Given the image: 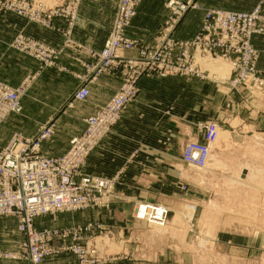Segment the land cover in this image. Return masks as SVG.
Instances as JSON below:
<instances>
[{
    "label": "built area",
    "instance_id": "2783aa9c",
    "mask_svg": "<svg viewBox=\"0 0 264 264\" xmlns=\"http://www.w3.org/2000/svg\"><path fill=\"white\" fill-rule=\"evenodd\" d=\"M26 1L0 0V9L16 11L38 22H46L49 27L52 19H64L68 23L64 34L69 36L71 46L77 45L70 35L78 19L81 0H56L53 7H41L39 10L32 9ZM118 1L113 30L104 47L101 50H86L91 58V61L84 63L88 74L83 78L84 84L75 92L73 100H86L90 93L89 85L113 70H122L120 88L97 112L84 119V133L73 136L69 148L63 154L50 156L41 150L42 142L53 133V123L44 125L36 136L13 142L0 152V215L15 216L18 230L24 235L19 252L0 253V257L40 263L58 252L52 243L67 233L37 231L36 218L56 211L109 208L114 203L115 179L85 174L82 168L88 155L136 97L139 80L143 76L206 78L209 72L206 66L213 59L221 58L231 64V82L234 86L264 88V76L256 68L258 53L252 44L256 35L264 33V0H260L251 11L207 10L203 14L200 30L189 40L177 38L175 32L191 9L200 8L198 0H169L170 16L152 46L142 45L127 35L143 0ZM11 45L41 56L45 64L54 62L59 53L25 33H19ZM35 48L48 50V54L46 51L35 54L32 52ZM120 49L137 52L124 56L119 54ZM21 97L19 89L0 81V121L10 113L21 112ZM198 127L203 130L205 140H187L182 157L188 165L203 168L209 162L212 146L218 139L219 126L217 122L206 121L199 122ZM180 187L182 190L187 189L183 182ZM137 209L138 218L165 224L167 208L154 203H142ZM73 239L79 240L80 236L76 234ZM72 249L82 262H86L87 253L81 246L75 245Z\"/></svg>",
    "mask_w": 264,
    "mask_h": 264
},
{
    "label": "crops",
    "instance_id": "0c3cea01",
    "mask_svg": "<svg viewBox=\"0 0 264 264\" xmlns=\"http://www.w3.org/2000/svg\"><path fill=\"white\" fill-rule=\"evenodd\" d=\"M166 2L167 0H144L128 29V35L145 43L154 39L169 16ZM118 3V0H81L78 19L72 27L70 35L77 44L76 46L80 47L68 48L69 56L59 59L60 64L71 68L68 73L74 76V86L67 93L61 94L62 98L73 95L82 84L74 71L83 73L85 68L83 61H91L90 56L84 51L101 50L104 47L114 25ZM201 9H199L202 11L200 17L190 18V14L185 16L175 32L177 38H191L200 29L203 19V10ZM186 22L187 25L189 24L186 28H190L191 31L183 34L180 30ZM67 29V24L61 18H54L49 27L30 22L12 12L0 13V80L14 85L19 81L10 78L7 74V68L13 65L11 58L13 49L10 42L19 31L22 30L29 35L33 34L50 45L61 46L65 40L64 33ZM254 43L259 44L261 52L259 66L264 69V34L256 37ZM119 53L127 54L123 50H119ZM134 53L135 51H132L128 55ZM31 59L36 64V60ZM55 69L58 70L57 68L53 70ZM31 71L30 68H27L23 74H27V72L29 74ZM117 73V75H101L96 82L89 85L90 93L82 102L84 107H74L75 120L73 124L75 123V126H72H74L75 133L70 135L62 152L49 155L63 154L69 148L71 137L84 130V118L94 114L117 91L120 84L119 72ZM208 81L183 75L143 76L139 80L138 99L131 106L129 105L122 120L114 126L102 145L91 153L84 171L88 174L106 177L118 176L117 191L123 195L132 196L134 200L160 202L163 197L181 194L178 181L186 180L183 178L186 165L182 159L184 144L190 138L204 141V137L196 125L198 121L217 119L204 116V107L207 103L205 99L221 97L220 99L224 100L230 97L238 100L245 97L237 91H231L230 94L222 93ZM105 92L106 96L100 98L99 95ZM259 99L260 109L256 106V109L260 110V117L257 118L259 123L258 120L253 122L248 119L250 111L245 108L238 106L225 108L221 107L219 103L213 106V112L217 113L218 117L231 113L236 114V112L239 116H244L238 127L229 124V129L224 130L228 131V136L218 139L214 145L211 164L215 177L247 178L251 177L250 175L258 168L261 171L264 169V96ZM211 103L209 102L207 105L210 106ZM168 108L169 110H167ZM163 109H166L163 114L167 116L164 117L163 123H159L156 116ZM251 110L255 111V109ZM17 119V116L11 117L0 125V149L9 139L7 138L8 132L14 131L11 126ZM138 146H141L140 152L133 155L134 149ZM164 203L167 205L166 201ZM132 205L115 204L110 209L102 210L103 216L100 220L122 228L121 235H119L123 236L122 241L127 243L132 239L133 246H136V250L131 246L129 250L118 252L115 256L118 261L106 264H174L172 251L145 249L144 245L149 248L150 243L149 239L142 236L141 227H145L146 224L144 221L134 218ZM261 209L264 210L263 204ZM90 218L92 219V217ZM229 235L230 238L225 239L219 235L217 242L234 243L241 240L245 242L248 239H246V234ZM22 241L23 236L17 228L16 218L0 215V250L15 251ZM185 255L181 252L180 257L183 259ZM0 264L33 263L26 259L0 258ZM39 264H78V261L74 254L60 252Z\"/></svg>",
    "mask_w": 264,
    "mask_h": 264
},
{
    "label": "rangeland",
    "instance_id": "374dc122",
    "mask_svg": "<svg viewBox=\"0 0 264 264\" xmlns=\"http://www.w3.org/2000/svg\"><path fill=\"white\" fill-rule=\"evenodd\" d=\"M181 1L186 2L188 0ZM259 1L260 0H199L198 3L200 8L191 9L193 11L190 10L191 12L189 11L188 14H190V18L193 16L200 17L202 11H199V9L201 8V10H203V14L209 9L251 11L257 6ZM26 2L34 10H39L41 7L49 9L56 4V0H27ZM168 2L169 0H167L166 6L170 16ZM39 4L42 6H39ZM154 6L156 7L157 4L155 3ZM2 12H12L17 16L26 18L30 22L47 26L46 22H38L27 17L26 15L18 14L16 11L1 8L0 13ZM52 21L53 19L51 20V25ZM165 22L162 29L160 30L161 32L165 28ZM65 23L68 24L66 21ZM188 25L186 22L180 32L183 34L190 32V28H186ZM160 31L149 43L142 42L137 38L129 36L128 31L127 35L128 37L137 40L142 45L152 46L155 40L160 37ZM198 31L195 33V35L198 33ZM19 33L25 32L21 30L16 34V36ZM26 35L34 38L38 42L50 46L51 48H55L57 51H59V53L57 59L54 62L45 64L44 61H42L41 56H36L34 54L19 50L11 45L13 40L10 42V46L13 49V52H11L13 65L7 68V74L10 76V78L19 81L15 85L3 80L0 81L11 86L12 88L19 89L22 92V110L19 113L13 112L8 114L0 121L1 125L11 117L17 116L18 118L15 124L11 126V129L14 128V131L10 130L8 132L7 138L9 139L0 149V152L13 142H22L24 139L36 136L44 125L53 123V133L50 135V137L42 142L41 150L45 154L48 153V155L57 154L65 149L70 135L75 133V123L73 124V121L75 120V112H73L75 111L74 107H84L82 104L83 101H74L73 96L75 92L84 84L83 78L88 74L87 67L84 65V63L88 61H83V66L85 67L83 73L74 71V74L82 82L80 87L73 93V95L71 94L67 98H62L61 94L67 93L74 86V76L68 73L71 71V68L67 65L60 64L59 59L67 58V56H69V51L67 49L77 46H71L69 44V36L67 35H64L65 40L61 46L50 45L42 39H38L33 34ZM195 35H193V37ZM260 35H256L254 40ZM193 37L188 38V40L192 39ZM254 40L252 44L258 53L256 68L264 76V69L259 66L261 54L258 46L259 44L256 45ZM120 50H123L127 54H119L131 56L128 55V53L132 51H126L124 49ZM45 51L46 50L42 48H35L32 52L35 54H42V52ZM47 52L48 50L46 51V54H48ZM135 52H137V50H135ZM84 53L87 54V51H84ZM30 57L36 60V64L33 63ZM27 68L32 70L31 73L28 74L27 72V74H23ZM54 68H57L58 70H53ZM206 68L209 71L207 73L208 76L201 79L209 80L208 82H210L213 86H216L222 93L224 92L227 94L228 92V94H230L231 91H237L241 93V95L243 94L242 96L245 97H241V99L238 100L232 99L230 97L225 98L224 100L220 99L221 97L205 99V102L207 103H205L206 106L204 107V116L215 117L219 120L205 119L196 123L197 128L202 133L203 137V130L198 127L199 122H217L219 126L218 139H222L229 134L228 131H224L229 129V124L233 125L234 127H238V125L241 123V118L243 119L244 117L239 116L236 111V114L231 113L222 117H218L217 113L213 112V106L218 103L221 107L225 108H233L234 106L245 108L246 110L250 111L248 119L253 122H257V118L260 117V110H258L260 109L259 98L264 96V88L258 89L251 85L245 86V88L234 86L231 82L232 69L228 60L215 58L210 62V64L206 66ZM119 71L113 70L110 75H117V72ZM119 78L120 84L118 89L122 83V70L119 72ZM139 93L140 86L138 85L136 97L129 102V104L123 110L120 119L99 141L91 153H93L94 150H97L105 141L107 136L111 134L114 126H116L122 120L123 115L128 111L129 105L131 106L132 103L136 102ZM105 96L106 92L99 95L100 98ZM209 102H212L210 106L207 105ZM256 106L258 109H256ZM251 109H255V111L252 112ZM167 110H169V108ZM164 111H166V109H163L161 113H157L156 118H158L159 123H163L164 117L167 116L166 114H163ZM84 130L73 136L83 134ZM14 139H16V141H14ZM214 145L212 146L209 162L203 168L193 167L188 165L183 160L186 164L184 167L183 178H186V180L184 179L178 181L181 194L172 195L167 198L163 197L161 198L162 201L160 202L134 200L132 196L123 195L117 191L116 186L118 184V176H102L106 178H113L116 181L113 193L115 195L113 201L114 203L109 208H82L74 211L50 212L36 218L37 220H35V228L37 231L56 230L62 233H67L66 236L58 237L53 241L52 244L58 250V252L54 254L60 252H70L77 257L78 264H106L109 262H115L118 261L117 257H115L117 256L118 252H123L127 249L129 250L130 247L134 245V242H132V239H130L131 242H129V240L127 243L123 242V236H119L121 235L120 233L122 232V228L102 222L100 220L101 216H103L102 210L110 209L115 204H133L132 214L134 218L138 221H144L146 224L145 227L143 226L144 228L141 227L142 236L146 237V239H149L150 243L149 248H146V245H144L145 249L153 251H172L174 255L172 261L174 264H264V210L261 209L262 204L264 205V169L261 171V169L258 168V170H255L250 175L251 177L247 178L225 179L215 177L211 164V158L214 154ZM140 150L141 146L136 147L134 149L133 155H136L138 152H140ZM91 153L86 159V164L82 168V173L88 174L84 171V169L87 166ZM181 182L187 185V189H181ZM164 201L167 202V205L164 203ZM142 203H154L167 208L168 214L165 224L159 225L158 223L149 221L146 218H138L137 208L139 204ZM90 217H92V219ZM236 233L240 235L246 234V239H248L245 242H242V240L234 243L217 242L219 235L225 239L230 238L229 234L234 235ZM76 234L80 236L79 240L73 239V236ZM22 236L24 241V235L22 234ZM23 241L17 250H0V253L6 254L9 252H19ZM75 245L81 246L87 253L86 262H82L81 257L72 249ZM63 247L66 248L62 249ZM133 247L136 250V246ZM181 252L186 254L183 259L180 257ZM0 258L9 257L2 256ZM151 261L153 262V260Z\"/></svg>",
    "mask_w": 264,
    "mask_h": 264
}]
</instances>
